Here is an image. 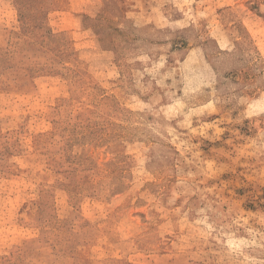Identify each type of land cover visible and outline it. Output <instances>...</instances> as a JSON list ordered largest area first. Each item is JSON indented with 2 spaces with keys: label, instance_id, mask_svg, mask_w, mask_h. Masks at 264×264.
Here are the masks:
<instances>
[{
  "label": "rangeland",
  "instance_id": "374dc122",
  "mask_svg": "<svg viewBox=\"0 0 264 264\" xmlns=\"http://www.w3.org/2000/svg\"><path fill=\"white\" fill-rule=\"evenodd\" d=\"M0 264H264V0H0Z\"/></svg>",
  "mask_w": 264,
  "mask_h": 264
}]
</instances>
